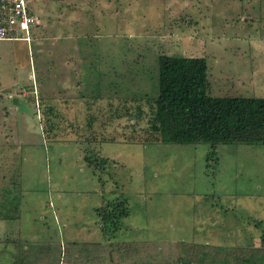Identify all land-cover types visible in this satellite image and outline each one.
<instances>
[{
  "label": "rangeland",
  "instance_id": "rangeland-1",
  "mask_svg": "<svg viewBox=\"0 0 264 264\" xmlns=\"http://www.w3.org/2000/svg\"><path fill=\"white\" fill-rule=\"evenodd\" d=\"M27 3L30 48L0 41V264L4 247L69 264L65 245L107 241L94 210L118 197L130 215L110 241H149L152 264L260 248L264 145L144 142L160 55L204 58L212 97L264 98V0Z\"/></svg>",
  "mask_w": 264,
  "mask_h": 264
},
{
  "label": "trees",
  "instance_id": "trees-1",
  "mask_svg": "<svg viewBox=\"0 0 264 264\" xmlns=\"http://www.w3.org/2000/svg\"><path fill=\"white\" fill-rule=\"evenodd\" d=\"M158 62V92L152 102L151 138L144 143L204 144L211 149L233 144L264 145V98L208 95V66L204 58L160 55ZM85 157L90 168L105 171V158L99 161ZM9 194H1L8 198L6 203L9 202ZM2 200L0 202L4 203ZM94 211L107 241L65 245L67 263L116 264L119 260L129 264H152L150 259L147 263L145 257L147 241H110L123 229L122 222L130 215L126 199L108 200ZM2 219L11 221L13 216L5 213ZM261 245L258 249L253 246L209 249L207 246L212 245L198 244L194 246L191 258L179 259L177 264H264V237ZM15 251L6 264H34L31 259L33 252H24L19 247Z\"/></svg>",
  "mask_w": 264,
  "mask_h": 264
},
{
  "label": "built area",
  "instance_id": "built-area-1",
  "mask_svg": "<svg viewBox=\"0 0 264 264\" xmlns=\"http://www.w3.org/2000/svg\"><path fill=\"white\" fill-rule=\"evenodd\" d=\"M41 24L27 0H0V41H23L30 45Z\"/></svg>",
  "mask_w": 264,
  "mask_h": 264
},
{
  "label": "crops",
  "instance_id": "crops-1",
  "mask_svg": "<svg viewBox=\"0 0 264 264\" xmlns=\"http://www.w3.org/2000/svg\"><path fill=\"white\" fill-rule=\"evenodd\" d=\"M13 42V41H12ZM26 45H27V43H25ZM30 47H29V45H28V49H29ZM31 75H33V73H31ZM12 86H13V84H12ZM11 90V89H10ZM0 91H1V89H0ZM13 91V90H12ZM35 91V90H34ZM33 91V92H34ZM35 93V92H34ZM22 94H25V95H28V93H26V92H24V93H22ZM3 97H2V100H1V102L3 101ZM0 125H1V123H0ZM1 134H2V132H1ZM7 136V135H6ZM112 194V193H111ZM103 195V194H102ZM101 227V226H100ZM147 242H149V241H147ZM146 242V243H147ZM147 246V244H145V247ZM145 251H146V249H145ZM147 252V251H146ZM2 254H3V256L4 257H2V260H8L9 261V259H11V256H10V254H9V250H8V248L7 247H4V250L1 252ZM146 257V259H148L147 258V255L145 256ZM147 263H149V259L147 260ZM5 264V263H4ZM85 264H91L89 261H86V263ZM97 264H101V263H97ZM116 264H129V263H127V262H121V261H119V260H117L116 261Z\"/></svg>",
  "mask_w": 264,
  "mask_h": 264
},
{
  "label": "water",
  "instance_id": "water-1",
  "mask_svg": "<svg viewBox=\"0 0 264 264\" xmlns=\"http://www.w3.org/2000/svg\"><path fill=\"white\" fill-rule=\"evenodd\" d=\"M15 104H18V100L17 99H15Z\"/></svg>",
  "mask_w": 264,
  "mask_h": 264
}]
</instances>
